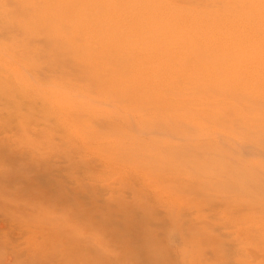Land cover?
I'll return each instance as SVG.
<instances>
[{
    "label": "rangeland",
    "instance_id": "374dc122",
    "mask_svg": "<svg viewBox=\"0 0 264 264\" xmlns=\"http://www.w3.org/2000/svg\"><path fill=\"white\" fill-rule=\"evenodd\" d=\"M15 3L14 0H1L4 8L15 4L19 11L20 1ZM10 12L0 14V264H184L177 251L187 241L195 242L193 249L201 256L196 257L193 252L194 260L188 261L190 255L186 264H264V250H254L259 249L256 242L264 243L261 241L264 237L249 234L246 231L249 224L218 223L212 218L217 213L227 217L238 214L239 210L250 209L233 207L222 214V208L228 209L223 202L231 197L250 200V203L254 199L253 202L259 204L257 209L261 216L264 215V143H259L264 137L257 141L252 130H241L236 125L233 129L224 123L220 126L204 119L208 117H205L206 111H214L208 104L190 112L183 110L184 107L178 110L180 105H193L189 100L163 106L162 100L165 103L171 101V97L164 94L156 99L141 98L140 106L143 107L139 110L150 109L152 112L148 113L158 114L157 117L167 122L183 118V123L159 122L152 127L150 117L139 120V112L121 100L123 93L109 97L115 96L117 91H114V84L108 86L104 82L105 72L101 70L104 62L101 63L96 53L90 51L96 56L94 68L85 63L61 66L57 64L59 57L56 54H64L65 50L61 49L57 37L50 36L48 30L43 33L39 26L31 28L32 36H24V31L16 27L21 23L20 19L34 18L39 12L30 10L25 17ZM47 37L50 39H44ZM111 55L113 60L121 62L117 60L118 55L110 54L109 57ZM196 70L202 73L198 68ZM94 72L102 87L97 88V82L88 80ZM156 87L160 89L158 85ZM153 102L166 111L161 107L160 111L156 104L152 107ZM250 108L245 115L248 112L260 115L259 109ZM46 111L48 116L51 114L49 117ZM58 118L59 122L56 121ZM128 122L134 129L126 126ZM107 127L113 129L108 131ZM124 134L129 141L124 140ZM112 143L125 149L128 145L134 149V156L143 153L144 148L154 156L159 153L161 161L155 162L157 160L151 158L153 155L148 161L150 169L155 168L157 172L141 171L137 167L139 162L134 163L140 172L152 171V174L160 175L159 179L151 174L143 176V188L131 173L134 172L131 163L107 152ZM257 143L259 147L252 146ZM97 144L100 146L96 149ZM163 150L170 153L165 159ZM179 151L190 153V156ZM187 170L198 173L193 184L205 183L204 179L211 176L206 179L210 180V185L213 183L218 187L229 182L238 185L243 179L240 174L248 175L249 178L244 177L246 180L242 181L250 180V183L246 182L248 188L244 187L241 193L228 189L220 199L214 197L218 190L216 193L207 191L213 198L207 202L197 193L196 197L191 196L197 203H207L204 207L198 203L201 207L193 201L189 203L190 197L185 192L182 194L173 188L178 180H183L177 177H184L183 172ZM218 172H221L220 176L225 175L219 177L222 182L215 179ZM153 192L157 193H154L156 201ZM163 198L183 203L182 210L162 205ZM114 200L116 206L108 207L107 204ZM188 204L195 210L188 212ZM130 209L132 211L128 212ZM198 209L202 213L199 218L195 217ZM64 226L67 227L64 229ZM83 237L87 239L83 240ZM235 244L242 246L238 250V261L231 253ZM218 249L222 250L221 259L217 256Z\"/></svg>",
    "mask_w": 264,
    "mask_h": 264
},
{
    "label": "bare ground",
    "instance_id": "6f19581e",
    "mask_svg": "<svg viewBox=\"0 0 264 264\" xmlns=\"http://www.w3.org/2000/svg\"><path fill=\"white\" fill-rule=\"evenodd\" d=\"M15 1L16 0H14V3ZM19 1L20 9L18 11L17 7H14L16 3L13 6L4 8L1 6L2 4L0 0V14L2 11L10 12L13 10V8L14 10L10 13H18V15L21 17H25V14H28L27 12L30 10L38 11L39 14L34 18H30L25 21L20 19L21 23L19 25L17 23L16 27L21 28L24 31V36H32L33 34H30L31 28L33 26H39L38 29L43 33L48 30L47 33L50 36L53 38L57 37L61 49L65 50L64 54H56L60 61H58L57 64H60L61 66L68 64L71 65L72 63H74L72 66H76L79 65V63H85L93 67V65H96L94 61L96 56L93 53H96L97 58H101V63L104 62L103 66H101V70L105 72L104 82L108 86L114 84V91H117L115 96L110 95L109 97H118L117 94L119 95L120 93H123L124 96L123 94H121L122 96L120 95L121 100L124 103L128 102L132 105V108H134L136 112H139V120L142 121L146 117H150L152 127L153 124L158 125L159 122H163V124L173 123V125H178L179 123L177 122H180L182 125L183 118L177 119V121L174 120L175 122H167L166 120L163 121L162 117H157L158 114H156V116L150 114L152 112L150 109L149 111H145L144 109V111L139 110L142 106H140L141 98L146 97V99H156L164 94L166 97H171V101H166L168 103H165L164 100H162L164 104L161 103V105L163 104V106L166 104L172 106L171 102L176 105L183 104L182 101L185 102L186 100H189L191 104L194 105V107H192L193 105L183 104L178 106L180 109H177L182 110L184 107L183 110L186 109L185 111L189 110L187 112H190L196 111L198 108L208 104L210 105L208 107H213L214 111H206L205 117H208L204 119H209L210 122H214L216 125L220 126H222L221 123H224L229 126V128H233V126L236 125V128L239 127L241 130L242 128H245V130H252L257 141L262 140V137H264V0ZM16 27L14 26L15 29ZM44 39L50 38L47 37ZM2 45L4 44L2 43ZM53 48L56 49L55 46ZM90 51L93 53H90ZM110 54H113L114 56L118 55L117 60H121V62L118 63L113 60L112 55L109 57ZM123 55H125V58H123ZM196 68L201 70L202 73L200 74ZM98 78V75L94 72L90 75L88 80L90 82H97L96 84L93 82L97 88L98 86L102 87L97 81ZM157 85L159 86L158 88H160L159 90L156 87ZM122 86L125 89L121 88ZM212 95L214 98L211 97ZM155 104L156 103L153 102L152 107L153 105L155 106ZM158 105L157 107H159ZM163 106L160 107L163 108ZM160 107L159 109L161 111ZM250 107H255L257 110L259 109L260 115L254 116L249 112L245 115L244 112L248 109H251ZM159 109H157V111ZM174 109L172 108V111H175ZM152 110L155 111L156 109ZM164 110L166 111V109ZM200 110H203V108ZM224 111H227V113H222ZM48 113L46 111L47 116ZM178 114L177 116H179ZM57 117H59V114ZM62 117L63 116L60 118ZM57 120L58 122L60 121L59 118L56 119V121ZM129 124L130 122L126 123V126L129 129H134V127L132 125L129 126ZM134 125L137 129H140L136 124ZM227 126L226 128H228ZM110 129L113 128H108V131H110ZM117 132L119 133L120 131ZM120 134L122 133H119V135ZM123 137L126 138L125 134ZM242 137L245 138L246 136L243 135ZM120 139L121 138H119V140ZM124 140L129 141L127 138ZM133 142H135V140H133ZM254 142L255 140L253 143ZM262 142L264 143V141L259 143L262 144ZM260 144L257 143L252 146L259 147ZM129 145H131V143ZM98 146L100 145L97 144L96 149ZM109 146L108 149L110 151H105L109 153L111 152V154L116 156V158L123 157L124 161L128 160L127 163H131V166L134 167V172L131 173L139 179L143 188H145L144 179L142 180L143 176L151 174L150 176L154 175L159 179V174H152V171L157 172V169H150L151 167L148 162L151 158L157 160L155 162L161 161L162 159H160L161 156L159 153L155 155V157L154 154H149L150 150H145L144 148L142 151L143 153L138 156H134V151H132L134 149L128 145H126V149L117 143H112ZM143 146L145 147V145ZM147 146H149V144ZM146 149L150 148L147 147ZM165 150H163V154L160 152L163 158L166 156V154H170L169 151ZM157 151H160V149ZM150 155H153L154 157L150 158ZM187 155L190 156V153ZM104 159H106V154H104ZM262 160L264 159L262 158ZM135 162L138 163L137 167L141 168V171H143L142 169H145L146 171L149 169L152 171L140 172V170L135 167ZM161 163L162 162H160V164ZM159 170H162V168ZM183 173L184 177H177V179L183 178V180H178L176 185L173 183L174 186H172L175 190L181 192L182 194L185 192L186 196L188 195L187 197H190L187 200L189 203L194 200L192 197H194L196 193L197 195H202L203 199H205V202H207L213 199L209 197V194L206 193L207 191L212 192L214 190L216 193L218 190V195L214 197L220 199L222 196L224 197V193L228 191V189H232L241 193L244 187L245 189L248 188H246L247 181L244 182L246 180L244 177L247 178L248 175L242 176L243 174H240L241 179L243 177L242 180L244 181L239 180L238 185L229 182L230 185L227 183L222 185L220 184V186L216 187L215 185H212L213 183L211 185L208 184L210 180L206 179H209L211 176L207 174L206 177H209L204 179L206 182L202 184L199 183L198 185L193 184L192 182L194 181L195 177H198V175L195 176L198 173H191L188 172V170L186 172L184 171ZM239 173H241V171ZM218 174L219 176L215 178L216 180H219V177L225 176L224 174L220 176L221 172H218ZM237 175L239 174L237 173ZM221 179L222 178H220L219 181L222 182L223 179ZM230 181L232 182V180ZM249 181L250 180H248V182ZM186 184L189 186H186ZM147 187L149 188V186ZM154 193L156 192L152 193L153 196H155L154 198L156 201L157 193ZM251 200L252 203H250V200L244 201L242 199L231 197L228 201L223 202L225 203L223 206L228 207V209L222 208V214L233 207L235 209H240L241 207L242 209L244 207H250V209L239 210L238 214L235 215V213H233L231 216L227 217L221 216L220 213H217L214 214V217L212 218L214 220L217 219L218 223L231 222L232 224L237 225L242 223L249 224V226L246 227V231L249 234H257L259 235L258 237H264V230H260L264 227V215L261 216L262 213L260 214L259 209H257V205L259 204H255L253 202L254 199ZM256 200L257 199H255V202H258ZM193 202L197 206H203V204L206 206L207 204L205 202L202 204L200 201L201 205H198L200 202ZM179 203L180 202L178 200L170 199L168 201L165 200V198L161 200L162 205L169 207L175 206L179 208V210H182L183 206H181V204L183 203ZM107 205L108 207H112L113 205L116 206V201L114 200L112 203H108ZM188 205L189 207L186 208L189 210L188 212H190V210H195L193 205ZM199 210L200 209L195 211V217L197 218L202 215V213L200 214ZM254 210H258L259 213L255 212ZM130 211H132V209H130L128 212ZM107 212L108 211H106V213ZM124 212L126 214L127 210ZM117 213L119 212L117 211ZM120 213L119 215H121ZM58 226L60 227V224ZM65 227L67 226H64V229ZM56 235L58 237L59 233ZM56 235L54 236L56 237ZM71 236H73V234ZM84 238L86 237H83V240H85ZM57 240L60 239L57 238ZM66 241L68 240L66 239ZM261 241L264 242L263 240ZM193 245H195L194 241H187V243L182 244L177 251L178 255L182 256L179 257L182 263L186 264L185 261L188 260L187 258H189L190 255L191 257L188 261H191V259L194 260L195 255L193 252L196 255L197 252L194 251ZM255 246L259 248H254L255 251L264 250V243L256 242ZM232 249L233 250L231 253L234 255L235 260L238 261L240 258L238 250L242 249V246L235 244ZM58 251L60 252V250ZM221 251L222 250L219 249L216 251L218 259L220 256L222 257V254L220 255ZM198 255L196 257H198ZM53 256H55V254ZM199 256H201V254ZM88 259L90 258L88 257ZM94 260L96 261V259ZM234 264H236V262H234Z\"/></svg>",
    "mask_w": 264,
    "mask_h": 264
}]
</instances>
